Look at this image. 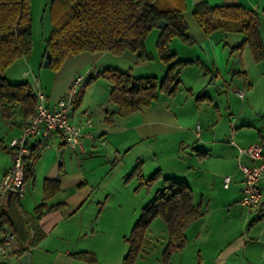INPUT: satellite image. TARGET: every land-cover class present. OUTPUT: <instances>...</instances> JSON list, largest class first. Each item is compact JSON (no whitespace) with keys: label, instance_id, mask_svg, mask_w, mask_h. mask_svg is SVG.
Returning <instances> with one entry per match:
<instances>
[{"label":"crops","instance_id":"1","mask_svg":"<svg viewBox=\"0 0 264 264\" xmlns=\"http://www.w3.org/2000/svg\"><path fill=\"white\" fill-rule=\"evenodd\" d=\"M201 1L210 5L240 4L256 11L261 19L259 34L264 44V0H185L186 11L183 17L187 25L186 34L192 41L189 48H195L196 51L192 53L187 50L186 54H178L175 50L174 54L179 60L191 61L184 68H190L189 65L194 67L193 81L199 82L198 88L194 86L195 82L188 83L187 92L192 95L196 88L203 92L197 98L202 103L199 101L196 104L195 118L189 119L180 114V109L176 110L182 105L176 100L180 93L179 85L173 95L160 93L158 99L149 106L126 116L116 114L109 123L108 112L117 110V105L110 101L111 86L102 76L90 81L80 96L81 101L77 98L69 115V121L73 124L81 123L87 118L92 122V126L85 129L91 133V137L85 136L82 146H68L57 132L27 138L28 154L31 153L33 159L32 175L25 181L23 196L19 197L10 191L0 204V238L7 231L14 235L9 245V253L0 257V264H21L19 259L25 253L31 254V264H101L102 257L113 256V246L96 237L99 231H103L99 229V219L103 211L96 208L99 182L95 181L90 172L94 169L93 159L100 154V150H106L109 155L112 153L113 157L119 156L123 151L125 156L140 145L145 144L150 148L160 140H165L169 142L167 145L171 149L167 151L159 148L157 151L156 146L162 143L157 144L152 149V156L155 165L160 155L170 157L171 168L164 172L166 170L163 171L158 166L154 172L160 174L156 182L163 178L184 181L191 188L194 201H201L203 206L207 203L200 188H209L218 178L229 175L231 181L228 187L224 186V179L223 186L226 189L233 186L236 197L233 198L234 202L242 207L239 203L242 175L237 169L236 146L230 142V127L235 128L233 139L238 145L247 146L257 142L264 144V57L254 59L251 48L244 43L245 36L241 33L214 31L206 35L191 13L192 6ZM39 54L40 51H34L32 47L29 58L25 56L16 61L26 63L32 60L34 64L41 59L43 62ZM108 54L110 53L107 51L82 52L69 56L55 73H50V78L49 73H46V82L51 79L47 86L39 78L42 71L37 73L31 67V86L33 88L37 80L46 93L49 106L53 107L80 71L84 70L93 77L104 69L115 68H105L103 58ZM121 56L134 61L137 53L124 51ZM8 68L5 77L10 82L23 81L31 74L24 78L23 72L29 70H17L13 74ZM180 81L182 83L181 78ZM243 90L244 97L240 98L237 92ZM202 110L206 114L203 115L206 125L196 122L195 126L189 127L190 121L202 118ZM22 127L19 118L8 121L0 116V179L13 163L14 152L9 142L21 134ZM144 150L145 148H140L136 151L132 170L140 163L141 177L146 180L148 175L143 173L147 159ZM88 166L90 170H87ZM46 179L59 181L60 190L48 201L49 205L58 206L37 218L35 207L43 199V183ZM161 184L163 186V180ZM258 184L264 192V174ZM246 211L250 217L246 218L249 227L244 234L235 236L217 250L213 249L216 240H198L201 246L199 252L207 244L211 253L215 251L212 259L216 264H264V199L259 208ZM209 214V209H205L201 217L190 223L185 234L194 222L202 220L198 233L194 234L195 239L200 237L202 230L207 231L206 216ZM150 225L145 231L144 243L133 264H152L147 254L157 247L160 249V261H156V264H163L161 260L167 242L166 225L161 234L151 230ZM129 229V224L127 228L124 226L125 232L122 235L129 232ZM36 234L40 238L34 242ZM207 237L210 235L207 234ZM189 241L187 237L185 246ZM126 248L128 249L123 245L121 249Z\"/></svg>","mask_w":264,"mask_h":264},{"label":"trees","instance_id":"2","mask_svg":"<svg viewBox=\"0 0 264 264\" xmlns=\"http://www.w3.org/2000/svg\"><path fill=\"white\" fill-rule=\"evenodd\" d=\"M47 8L51 29L44 40V49L45 53L49 51L48 67L53 70H58L69 56L82 52L107 51L121 55L129 51L137 53L139 60L152 59L145 51V38L163 21L164 27L159 28L156 42L157 57L167 65L162 79L135 77L131 72L116 68H107L97 74L111 86L110 101L117 105L116 111L108 112L109 123L116 114L126 116L149 106L160 93L173 95L177 91L181 83L180 71L191 61L177 59L169 51L168 43L173 37L192 43L186 34L183 17L185 0H48ZM191 13L206 35L214 31L241 33L254 59L264 57V44L259 34L261 19L253 9L240 4L210 5L201 1L192 6ZM31 48L30 0H0V116L8 121L19 118L22 125L28 123L36 111L34 88L27 81H8L5 71L16 60L30 54ZM93 79L89 77L84 86ZM31 160L30 153L24 159L25 181L32 175ZM132 173L138 176L140 185L150 184L160 175L156 172L142 179L139 163ZM162 180L163 186L141 208L125 238L128 252L123 264H133L144 243L145 231L155 218L162 219L166 225L167 242L162 251V263L169 264L170 255L187 243V227L203 214L201 201H194L192 190L184 181ZM43 190V199L35 207L37 218L58 206L49 205L48 201L60 190L59 181L44 180ZM39 238L36 234L33 241Z\"/></svg>","mask_w":264,"mask_h":264},{"label":"rangeland","instance_id":"3","mask_svg":"<svg viewBox=\"0 0 264 264\" xmlns=\"http://www.w3.org/2000/svg\"><path fill=\"white\" fill-rule=\"evenodd\" d=\"M47 1L48 0H30L32 47L34 51H40L39 56L42 58V60L45 58L44 40L49 35L51 29V20L49 10L47 8ZM159 33V28H153L145 38V51L152 55V59L139 60L136 58L134 61H130L128 58L121 56L122 54L114 55L110 53L103 58L105 68L108 66H113L119 71L131 72L135 77H155L157 79H162L166 72L167 65L161 62L157 57L158 53L156 42ZM168 49L172 53H174L176 50L178 54H186L187 50L190 52L196 51L195 48H189V44L182 41L179 37H173L169 41ZM30 52H32V48ZM27 56V58H29L30 55L28 54ZM189 66L190 68L187 69L188 66L183 68L179 74V77L182 79V83L180 84V93L178 94L179 96H176V100L178 99L177 101H179V104L182 105L176 110L179 111L180 109V114L187 116L189 119H193L197 114V112H195L197 110L196 104L200 101L197 98L199 95L201 96L203 92L197 89V84H199V82L193 81L195 75L192 74V69L194 67L192 65ZM31 67L37 73L40 72V70L42 71V74L39 78L43 84L45 83L46 86L51 80L49 79V82H46V73H49L50 78V73H55V71H57L48 66H44L43 62H41V59H38L34 64L32 60H29L26 63L23 61H16L9 66L8 71L12 70V73L14 74L17 72V70H29L31 74L23 81H27L30 83V85H32ZM162 70L164 72H162ZM80 74H84L86 81H88V78L90 77L88 73L82 70L80 71ZM97 74L98 73H95L93 76L95 79L98 77ZM191 82H195L194 86L197 87L196 89L194 88L195 90L192 95L187 92V84ZM85 88L86 86H81L77 93V98H79L80 101V96ZM242 92L243 96L240 98L244 97L245 90ZM79 100L78 104L80 103ZM85 101H88V97H86ZM200 102L202 103V101ZM92 108L93 107H91V109ZM203 109L205 110V108ZM211 109L213 113V108ZM202 113H204V111ZM203 115L206 116L205 113L202 114V118H196L190 121L188 126H195L196 122H199L200 124L202 122L205 124L206 122L203 120ZM119 121L123 120L119 119ZM120 134L121 133H116V135ZM167 143L169 142L160 140L157 144L161 145L156 146V144L154 146H156L157 151L159 148L169 151L171 147L169 144L167 145ZM154 146L148 148V146L143 144L136 147L135 150H132L125 156V152L122 151V153L116 157H113L111 155L112 153H110V155L106 153V150H100V154H97L93 159L94 169L90 172V174L91 176H94L96 182H99L98 195H96L98 196L97 198L99 200L96 203V208L97 210L101 209V211H103L101 212L103 216L101 214L99 219V229H102L103 231H99L96 237L100 241L104 240L105 242H108L115 250L113 251V256L108 255L107 257H102L101 264H123L124 256L128 252L127 248L124 250L121 249L123 245L128 247V242L125 240V238L129 236L134 222L140 215L142 206L147 204L154 196L155 191L162 186V180L157 182L155 180L150 184L140 185L138 176L132 173V167L135 165L134 160L135 153H137L136 151H138L140 148H145L144 152H142L145 154L147 159L145 160L143 173L145 176L148 175V178L154 174V172L158 169V166H160L163 171L166 170L164 172H168L171 168L169 165L170 157H165V155H160L156 161L157 165L154 164L155 160L152 156V149ZM139 165L141 164L139 163ZM87 170H90V166L87 167ZM223 179L224 176L223 178H218L215 184L211 183L208 186L209 188H200V190L205 194V201L207 203V205L204 204L202 206V211L208 208L210 213L209 216H206V224L208 225L207 231L201 229L203 233L200 237L195 239L196 237L194 234L198 233L199 224L202 223V220L194 222L193 226L186 233L190 240L189 244L183 247L181 250L173 252L168 259L169 264H216L212 259L215 251L211 253V249H209L210 246L206 244L204 248H201L202 251L199 252V248L201 247L199 241L206 238L210 239L211 241L214 239L217 242L213 246V249L217 250L232 240L235 236L244 234V232L249 227V221L246 219L250 217L246 211L248 209L246 207L243 208V206L241 207L236 202H234L235 199L233 198L236 197L233 194V186H230L229 189H226L223 186ZM102 186H104L103 189ZM137 192L139 193L137 194ZM128 224L130 225L129 232L127 231L128 233L126 232L124 235H122V232H125L123 231L124 226L127 228ZM163 227L165 229V223L160 218H155L150 225V229L154 232H157L158 234L162 233ZM207 234H209L210 237H207ZM147 255L150 256V262L152 264H156V261H160L159 247L152 250ZM233 259L234 256L232 260Z\"/></svg>","mask_w":264,"mask_h":264},{"label":"built area","instance_id":"4","mask_svg":"<svg viewBox=\"0 0 264 264\" xmlns=\"http://www.w3.org/2000/svg\"><path fill=\"white\" fill-rule=\"evenodd\" d=\"M29 71L23 72V77H27ZM84 74H76L71 80L65 93L56 100L53 107L48 104L45 91L41 88L38 81L34 82V92L36 96V111L31 120L24 124L20 135L13 137L9 146L14 152L12 165L4 172L0 179V204L4 196L13 191L17 196L24 194V159L28 155L27 138L32 135H48L57 132L62 135L64 142L75 148L82 146L85 136L91 137V133L86 128L92 126L89 118L81 123L73 124L69 121V115L75 106L77 93L81 86L86 84ZM239 97L243 96L242 91H238ZM235 128L230 127V142L236 146V164L242 175L240 205L248 209H257L264 199L258 182L264 174V144L252 143L247 146L238 145L234 139ZM231 181L229 175L224 177V186L228 187ZM13 233L5 232L0 238V257H5L9 253V245L12 243Z\"/></svg>","mask_w":264,"mask_h":264},{"label":"water","instance_id":"5","mask_svg":"<svg viewBox=\"0 0 264 264\" xmlns=\"http://www.w3.org/2000/svg\"><path fill=\"white\" fill-rule=\"evenodd\" d=\"M164 25H163V21H160L158 23V28H163ZM49 64V51H47L45 53V58H44V61H43V65L44 66H48ZM19 262L21 264H31V254L30 253H25L23 254L20 259H19Z\"/></svg>","mask_w":264,"mask_h":264}]
</instances>
